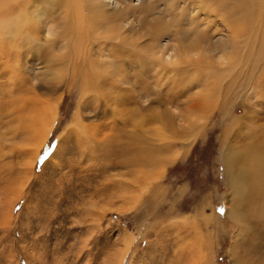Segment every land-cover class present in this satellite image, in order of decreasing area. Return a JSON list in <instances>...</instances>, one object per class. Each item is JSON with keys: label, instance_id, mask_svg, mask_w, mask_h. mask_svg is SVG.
<instances>
[{"label": "rangeland", "instance_id": "1", "mask_svg": "<svg viewBox=\"0 0 264 264\" xmlns=\"http://www.w3.org/2000/svg\"><path fill=\"white\" fill-rule=\"evenodd\" d=\"M121 1H132L133 8L139 5L135 11L129 9L136 18L142 17V7L148 8L150 27L143 25L148 32L158 26L159 17L172 20L164 10L165 0ZM230 6V12L246 8L248 13L254 5ZM170 10L177 19L171 33L184 36L189 30L186 15L177 6ZM245 10L233 18L234 23L243 24L248 17ZM258 11L260 7L255 6L253 12ZM257 16L259 24L254 20L259 27L263 18ZM176 27L180 34L173 33ZM43 36L37 44L45 47L46 31ZM251 36L237 38L242 44L236 50L231 73L224 71L226 66L221 67L212 54H207L210 60L202 56L204 64L195 69L188 66L194 55L181 59L169 80L161 67L133 68L146 88L153 90L137 105L141 108L136 136L129 124H117L130 121L129 115L116 119L107 105L104 111L101 96L105 90L94 93L101 100L99 107L88 103L94 98L90 92L82 100V77L67 82L56 94L48 92L51 87H62L54 76L56 72L68 73L62 60L38 61L31 52L29 63L21 62L22 69H17L18 75L11 80L1 63L0 98L6 94V84L14 94L0 103V114L8 101L12 105L28 101L31 122L26 127L15 123L13 118L18 115L13 112L0 115V264H264L263 229L252 223L249 215L261 204L264 193L257 195V205L252 194L247 195L239 206L246 211V219L235 221L229 212L235 195L224 167L225 153L238 133L255 146L262 141L249 136L251 130L262 134L264 128V36L254 32ZM186 40L180 42L190 53L185 45L193 39ZM48 53L43 54L50 57ZM13 80L20 86L12 88ZM208 86L214 90L211 97L205 96ZM18 90L23 93L17 95ZM42 102L57 110L53 120L45 119L48 128L33 124V113L41 109ZM246 115L243 128L231 129L234 120ZM79 120L83 126L96 127L100 137H113L125 129L128 136L137 138L141 163L131 166L127 156L121 164L123 159L113 153L102 158L100 151L94 155L95 144L80 129ZM100 127L103 131L99 134ZM161 131L166 134L167 149L161 146ZM49 143L53 147L41 160L42 149Z\"/></svg>", "mask_w": 264, "mask_h": 264}, {"label": "bare ground", "instance_id": "2", "mask_svg": "<svg viewBox=\"0 0 264 264\" xmlns=\"http://www.w3.org/2000/svg\"><path fill=\"white\" fill-rule=\"evenodd\" d=\"M165 3L166 5L163 6L164 10L171 15L172 20L159 17L160 20L157 22L158 26L153 30L149 29L148 32L146 28L145 30L143 29V25L151 21L146 15L148 8L142 7L140 9L141 18L133 17L135 14H129V9L135 11L134 8H138L139 5L133 8L132 1L128 4L121 0H0V66L3 63L7 76H10L8 78L11 80L14 78L13 75L17 74L16 70L22 69L21 65L24 62L29 63L28 54L31 52L35 54V58L38 61L46 60L49 62L53 60L52 62L57 63L62 60L67 63L69 71L64 76L62 72H56L54 76L62 87H51L48 92L50 94H56L62 90L67 82L72 84L80 76L82 77V100H84L85 94H89L90 92L94 98L88 101V103H91L89 105L96 104L99 107L101 100L98 97L96 98L94 93L102 94L100 90H105L106 93L104 92L101 96V99H104L105 102L104 111L107 105L113 109L115 118L129 115L130 121L120 120L117 124L123 127L129 124V126L133 127L134 135L136 136V134H139L136 132H138V128L140 127L138 117L141 108V106L139 108L137 105H139L142 99L147 100L153 90L146 88V83L144 84L139 80L140 76L133 68H140L143 65L144 67L149 66L152 68L161 67L164 69L165 79L169 80L175 64L178 61H182L181 59L191 58L194 55L188 66L191 68L194 67L195 69V66L200 65L199 67H201V64H204L201 63L202 56L208 58L212 54L219 59L218 61L221 62L219 64L223 65L221 67L226 66L224 71L231 73L236 66H234L233 62L237 54L236 50L242 44V41H237V38L251 36L253 32L258 34V36H264V0H165ZM236 3L241 4V6L250 3L254 5L253 11L255 6L257 8L260 7L258 13L263 18L262 24L258 27L259 19L255 17L259 14L253 11L247 13L246 8H240L239 12L237 9L235 12L232 11L233 13L230 12L233 8L230 5ZM170 6L173 7V10L177 6L186 15V26H189V30L186 28L188 32L185 30L186 33L182 36L180 31H178V27L172 29L173 33H179L181 38L173 35L170 31L173 23L177 21L173 16V11L170 10ZM229 6L231 9H228ZM240 10H245L248 17L243 21V24H236L234 23L236 19L233 21V18L241 13ZM227 14L228 17L226 16ZM241 18L243 19L244 17ZM254 19L256 21L258 20V24ZM252 23L256 24L255 27L254 25L252 27ZM148 27H150L149 24ZM44 31H46V43L48 44L45 47L37 44L44 37ZM189 38H192L193 41L189 42ZM207 38L210 40L211 38L217 39L216 41L211 40L210 42ZM180 39H187L186 42H189V45L185 46L192 50V52L189 53L184 50ZM245 42L247 43V41ZM254 42H256L255 39ZM124 49L128 51H124ZM45 51H48L50 53L48 54L51 56L45 57L43 54ZM61 52H63L61 55H64L63 59H60ZM58 53L59 56L55 57ZM208 59L210 60V58ZM21 62L23 63L21 64ZM208 67L210 68L212 66ZM218 74L219 72H217ZM1 76L4 77V75ZM133 78L134 80L129 81ZM20 84L15 80L11 82L12 88L13 86L19 87ZM6 87V94L4 96L1 94L2 98H0V103L4 98L11 97L13 93L9 89L10 86L8 84H6ZM207 88L208 94L205 96L208 95V97H211L214 90L210 86ZM24 91L26 92V89ZM20 93H23V91L18 90L17 95ZM154 93H157V91H154ZM83 103L84 101L80 104L81 111L84 107ZM17 104L12 105V101H8L5 104L6 109L0 115L4 116L6 113L13 112L15 117L17 115L21 117H12L16 119V122L15 120L14 122H18L19 125L26 124L27 127L28 123L31 122L28 120L29 116H27L30 113L28 112V101H21ZM40 104L41 109L37 113H33L36 114L33 117V124L38 125V127H44L45 119L47 120L49 118L53 120L57 110L56 106L49 107V103L42 102ZM80 112L78 114L82 117V113ZM247 118L248 116L246 115L243 118L234 120L231 129L237 130L243 128L242 123L244 124ZM255 118L257 119L258 117ZM78 122L80 129L84 130L87 138H90L92 140L91 142L95 144V149L93 150L94 155L100 151L103 154L99 158H102L108 153H113L123 159L121 164H124L125 158L130 156V159L126 161L131 166H136L140 153L138 144H136L137 138L131 134L128 136L126 130L123 128H118L119 133L113 137L106 136L105 134L100 137L96 131V127H90L91 125L86 127L80 123V120ZM113 123L111 122V125ZM49 124L45 125V127L48 128ZM163 128H167L166 123H163ZM102 129L103 127L99 128V134L103 131ZM0 131L2 132L1 129ZM251 131L253 132L249 136L250 139H254L255 137L262 138L259 145H253L249 140H245L244 136H241V133H238L235 144L227 150L224 156L225 173L231 184L232 192L235 195L232 201V209L228 211L233 215L235 221L238 222L246 219V211H243L239 207L242 200H245L247 195L252 194L255 201L258 194L261 192L264 193V128L261 131L262 134L259 133L260 131L258 132L260 135L255 134L254 130ZM164 134L161 131V139H163L161 146L167 149L169 143L166 140V134L165 136ZM23 144L25 143L23 142ZM96 148H99V150ZM256 151L258 153L257 155H255ZM154 162L156 163V161ZM262 197L261 204L255 201V204H258V206L249 215L251 214L252 223L255 222L256 226L259 225L262 227L260 229H263L264 239V195Z\"/></svg>", "mask_w": 264, "mask_h": 264}, {"label": "snow or ice", "instance_id": "3", "mask_svg": "<svg viewBox=\"0 0 264 264\" xmlns=\"http://www.w3.org/2000/svg\"><path fill=\"white\" fill-rule=\"evenodd\" d=\"M53 145L51 143H49L48 145L45 146V149H42V157L41 160L45 159L48 155V153L51 151ZM221 212H223V209H220Z\"/></svg>", "mask_w": 264, "mask_h": 264}]
</instances>
